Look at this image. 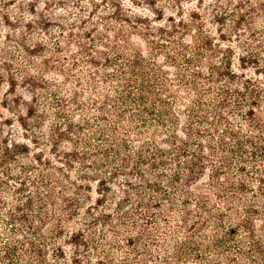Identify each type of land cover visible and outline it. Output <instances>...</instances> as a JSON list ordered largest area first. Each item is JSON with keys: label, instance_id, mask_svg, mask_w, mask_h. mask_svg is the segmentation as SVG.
Here are the masks:
<instances>
[{"label": "rangeland", "instance_id": "obj_1", "mask_svg": "<svg viewBox=\"0 0 264 264\" xmlns=\"http://www.w3.org/2000/svg\"><path fill=\"white\" fill-rule=\"evenodd\" d=\"M220 1L0 0V264H264L221 106L264 64L242 67L243 10Z\"/></svg>", "mask_w": 264, "mask_h": 264}, {"label": "trees", "instance_id": "obj_2", "mask_svg": "<svg viewBox=\"0 0 264 264\" xmlns=\"http://www.w3.org/2000/svg\"><path fill=\"white\" fill-rule=\"evenodd\" d=\"M230 1L231 0L220 1L225 16L230 12V8L228 7ZM237 8L238 11H243H239L237 19H234L236 27L237 29L244 28L243 32L246 31L247 33L245 34L248 37V39L240 45V49L246 52L247 55L239 57V62L244 69H247V64L249 63H251L250 66L252 67L254 66L253 64L262 65L264 64V0H238ZM136 19L137 20L134 21H139L138 19L141 18L138 17ZM125 20L130 21L129 19ZM243 25L245 27H241ZM193 38L198 45L197 52H202L198 58H200V60L208 59L209 62H213L215 50L212 47L213 44L211 43L210 37H202L204 38L202 41H198V37ZM167 40L169 43L174 44L173 39ZM126 41L130 43L128 40H125V42ZM229 48L230 51H232V48ZM183 54L185 55V53ZM185 60L190 66L195 63L193 58H186ZM129 61L131 64L135 62L131 59H129ZM225 68L226 71L222 72L220 71V67L215 65V67L211 68L210 72L212 73V76L208 79L215 81L214 74H218L220 77H225L227 79L231 75H235V71L232 69L233 62L231 59L226 61ZM253 68L254 75H264V69L259 71L257 70V67ZM194 74H196V77L202 76L200 71H197V73ZM237 82H240V80ZM222 90L224 103L221 106L227 104L232 109V113L229 115L232 119L238 118V116L240 117L241 115L240 119L243 121L242 123L240 122L241 125L238 126L243 128V130L245 129V133L241 135L242 138H240V136L234 138L233 142L236 146L234 145L233 147H236V151L233 147L230 148V151L235 153L236 158L240 163H243L240 166V171L244 175H250L252 178H255L259 184H261L262 189L260 190V194L264 195V81L259 77L245 75V77L241 79V82L236 84V87H231V89L224 88ZM243 105H247L249 108L245 113H242ZM258 109L259 112H257ZM229 116L223 117L225 120L229 121ZM228 133L229 135L235 134L234 131L231 130H229ZM246 147L250 148L248 153L245 152ZM247 166L253 168L251 174ZM253 173H255V175H253ZM176 179L177 178L172 181L177 182ZM241 186H245V183L242 182ZM178 187L180 188V186ZM49 198V205L54 204V196L51 194ZM55 205H57V203H55ZM252 211H255V209ZM57 219L62 220L61 218ZM41 220L42 222L46 221L44 219Z\"/></svg>", "mask_w": 264, "mask_h": 264}]
</instances>
